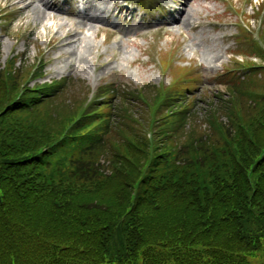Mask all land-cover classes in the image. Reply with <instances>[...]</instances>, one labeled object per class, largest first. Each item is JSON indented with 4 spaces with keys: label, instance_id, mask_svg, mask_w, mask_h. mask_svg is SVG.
<instances>
[{
    "label": "trees",
    "instance_id": "16d2710c",
    "mask_svg": "<svg viewBox=\"0 0 264 264\" xmlns=\"http://www.w3.org/2000/svg\"><path fill=\"white\" fill-rule=\"evenodd\" d=\"M25 71L0 63V264H264V69L201 110L177 83L60 110Z\"/></svg>",
    "mask_w": 264,
    "mask_h": 264
},
{
    "label": "rangeland",
    "instance_id": "374dc122",
    "mask_svg": "<svg viewBox=\"0 0 264 264\" xmlns=\"http://www.w3.org/2000/svg\"><path fill=\"white\" fill-rule=\"evenodd\" d=\"M29 1L32 4L20 12L19 6L14 5L16 0H0V8H10L14 19L12 30L7 34L0 26V62L19 53L21 62L17 65L30 67L37 62L42 50L40 60L45 65L44 79L72 76L68 89L55 100L56 108L63 110L66 106L61 100L73 103V98L79 99L90 88L93 93L104 81H125L133 85L168 83L169 76L162 77L164 70L157 60V52L165 50L170 51L171 58L177 62H192L197 66L202 79L196 86L197 96L211 94L217 88L224 90L216 79L219 71L231 61L228 53L234 42L229 35L237 33L236 22H243L245 15L251 14L261 0H150L143 7L152 14L151 23L139 24L124 21L122 14L116 13V0H87V12L98 17L91 26L84 25L87 18L67 15L65 7L69 4H62L64 11L61 12L51 4L53 0H47V3ZM90 1L97 5L96 10L88 9ZM157 5L163 10L159 11ZM34 6L44 9L46 16L37 15ZM112 6L115 12H111ZM173 18L177 21L172 22ZM259 20L250 18L254 35H257ZM223 23L231 24L226 26ZM15 28H18V35ZM70 31L75 36L62 50L52 48V36ZM104 34L112 38L104 40ZM144 53H151V56ZM35 80L43 79H30V84ZM135 111L144 114L141 109Z\"/></svg>",
    "mask_w": 264,
    "mask_h": 264
},
{
    "label": "bare ground",
    "instance_id": "6f19581e",
    "mask_svg": "<svg viewBox=\"0 0 264 264\" xmlns=\"http://www.w3.org/2000/svg\"><path fill=\"white\" fill-rule=\"evenodd\" d=\"M43 1L45 3H47V0H43ZM16 2L18 4H22V9H27L32 4V2L29 1V0H16ZM91 8L96 10L97 9V5H95L94 3H92L90 1V4L88 5V9L90 10ZM33 10L37 13V15L42 14L43 17L46 16V14L44 12L45 10L39 8L38 6H34ZM182 15H183V12H180V16H182ZM80 16L83 19L87 18L88 22L83 21L84 25H87V26L88 25L91 26L92 22L98 21V17L95 14H90L89 11L88 12L84 11L83 13H80ZM186 22H188V20H186ZM74 36H75V34L73 32H71V31L66 33L65 35H63L62 37L59 38L58 44L55 47L57 49L63 47L64 45L68 44Z\"/></svg>",
    "mask_w": 264,
    "mask_h": 264
}]
</instances>
